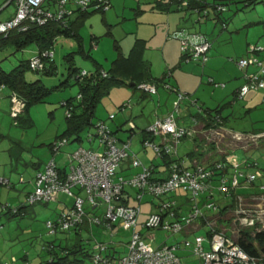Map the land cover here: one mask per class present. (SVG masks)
<instances>
[{
	"label": "rangeland",
	"instance_id": "374dc122",
	"mask_svg": "<svg viewBox=\"0 0 264 264\" xmlns=\"http://www.w3.org/2000/svg\"><path fill=\"white\" fill-rule=\"evenodd\" d=\"M152 1L154 0H113V6L105 12L92 11L83 19H79L78 29L76 30L83 38L85 51L90 56H86L78 51V40L75 37L61 35L57 38L53 48L56 73L43 74L41 71L26 70L25 74L28 81L39 78L46 86L56 87L44 102L37 103L31 107L30 116L34 121L32 126H29L26 120L21 121L18 125L14 124L11 113H8V108L5 110L7 106H5L4 112L0 111V178L9 179L13 184L11 188L0 184V262L3 261L4 263L6 260L10 264H25L22 256L27 254L28 261L31 264H42L43 262L44 264H51L49 262L52 260L53 255L45 249L44 245L46 243H53L57 251L61 250L60 246L70 250L82 247L87 250L97 240L115 245V248L122 255L126 252L127 245L132 238V230L128 231L116 228L113 232H110L104 231L102 225H94L91 231L83 228L80 233L72 229L70 231H58L56 234H50L46 222L56 218L58 212L64 208V202L67 204L72 203V199L68 196H62L60 202H50L48 204L37 202L27 206L23 210V213L17 215L12 214L9 210L21 204H27V193L33 190V185L30 182L33 181L36 174L34 164L42 163L44 165L51 159L52 153L48 149L49 144L66 131L69 120L66 114L67 107L63 105V102L67 99H72L73 103H77L76 98L80 87L74 78H70L64 85H60L68 77L70 66V62L65 58V55L73 53L74 58L72 60H74L75 66L83 70L91 72L99 68L100 70L109 71L114 59L118 55L115 47L116 41L120 44L122 53L124 47V54H128L137 36L135 30L137 26L144 28L149 35L151 33L150 29L153 30L155 24L160 25V27L163 25L162 22L159 23L154 19L156 12L152 9V3H150ZM208 1L210 4L215 2V0ZM225 1L223 2L225 3ZM6 2L7 0H0V10ZM138 3H140V6ZM45 7H50L52 11L56 12V0H47ZM225 7L226 10L222 13V17L227 18V25L225 27L215 20L216 15L213 10L210 19L203 20L202 22H196L198 20L197 15L190 14V17L185 21V26L189 28L181 27L185 29V32H189V29L193 31L201 30V32L208 35L214 44L212 48L213 55H217L220 58L217 69L208 66L204 77L198 83L192 79H188V81L181 79L182 86L190 88L192 85H196L193 90L187 92L193 100L197 99L198 103L197 105L190 106V112L194 113L192 115L199 112L208 113V111L216 114V109L219 108L224 117V126L233 130L235 134L261 133L264 131V101L259 106L247 108L241 99L236 100L235 104L232 103L234 111L230 116L229 114L232 107L230 102L234 101V97L230 93L231 87L240 82V75L243 73V69H240L236 62L237 59L242 56L248 57L252 55L251 50L254 45L261 46L264 49V0L251 5H245L243 2L226 3ZM139 8L143 9L141 13L143 16H141L142 24L140 25L137 22L141 19L138 18L137 14L140 12L138 11ZM14 10V3L9 4L0 12V20L7 19ZM180 13V11L174 10L165 14H172L178 20ZM76 16L74 15L71 21L76 19ZM194 26L195 28H193ZM131 38L133 39L129 44V39ZM174 38L176 37L168 39V41L177 39ZM145 40L146 55L149 54L148 57L153 59V63L150 59L147 60L152 65V75L154 76L157 73L158 76L155 77L161 78L164 67L157 63L155 58V54H159V50L156 48V45L160 43L159 35L153 39L149 38ZM36 51L37 45L35 43L28 44L23 50L18 51L14 47H8L0 52V64L5 70H11L22 60L30 59ZM171 52L176 59V63L180 62L181 51L179 45L172 47ZM260 58L264 59V50L261 52ZM188 63L191 62L185 61L183 65L187 66ZM177 70L178 67L174 69V72L178 73ZM209 78H213L215 83H224L226 87H216L213 83L209 82ZM171 85H173L172 81ZM163 87H160L159 92H162L161 94L164 98L166 93L164 88L167 89L168 87ZM179 91L181 93L186 92L184 88ZM170 92L174 95L173 100L170 99L172 101L171 107L174 109L175 102L178 100V94L175 91ZM3 93L8 94L7 90H4ZM133 93L134 97L131 99L130 97ZM142 93L140 89H135L124 83H114L111 85L109 90L103 93L98 102L92 123L85 125L82 131L67 135L69 145L62 148L58 157L56 156L57 159L61 160L67 157L68 153L73 152L80 146L97 148L98 140L91 139L92 141H90L88 139L90 136H94V125L101 120L105 121L107 126L114 131H117L118 125L125 122L123 129L117 131L116 134L119 138L130 140L129 131H126L129 128L128 121L126 120L133 119L137 125L136 131L138 134L131 139L132 151L138 154L145 166L151 165L154 163L153 161L156 162L154 151L152 149L146 151L143 149L139 131L144 127L148 128L157 120L156 110L160 116L162 114L165 115L167 112H164L163 109H158L155 95H147L145 98H141ZM129 100L132 107H127L126 111L133 112V116L135 117L126 119L128 112L121 111L120 107ZM165 100L166 98L162 102L163 107ZM187 106L186 103L182 106L180 123L197 125L191 115L184 113L189 112L186 109ZM110 115H116L117 117L111 120L109 118ZM78 137H80V140L77 139ZM183 143L188 148H191L189 140H183L180 148H182ZM180 153L186 154V150L183 152L180 149ZM230 153H234L237 156L236 158L240 160L248 158L258 163V166H253L252 168L253 171L260 172L255 184L240 187L238 191L242 196H252L260 193L264 186V141L260 142L259 147L250 146L249 150L238 148L234 151L230 150ZM220 156L221 154L215 153L213 158L220 159ZM163 174L165 172L156 173L157 176ZM116 175H118V171ZM214 193L216 202L222 204L220 192L214 189ZM198 197L201 199L202 194L200 193ZM153 199L152 196L145 195L141 203L142 212L139 216L138 230H141L143 233H147V231L140 224L144 223L151 213L154 206L152 203ZM242 199L240 201L241 199L238 197V206L242 202L243 207L256 208V205L260 202V199H255L254 197ZM225 201L231 202L232 198L228 197ZM131 202L134 201L132 200ZM105 208L103 206L98 213L101 219L104 218ZM185 209L188 211L189 206H186ZM85 210L92 213L90 206H85ZM223 224H227V222ZM231 224L232 228H238L236 222L233 221ZM226 228L229 229L228 227ZM206 231V228H202L198 234H205ZM153 232L156 238L147 239V241L155 248L164 242L171 244L185 239L183 234H172L164 229ZM227 233L233 235V237L237 236V232L231 234V231L227 230ZM192 238L193 236H190L191 240H193ZM88 239H90V243L87 242ZM13 256L16 257L17 262L12 261ZM183 263L200 264V261L194 255H188L184 256Z\"/></svg>",
	"mask_w": 264,
	"mask_h": 264
},
{
	"label": "built area",
	"instance_id": "2783aa9c",
	"mask_svg": "<svg viewBox=\"0 0 264 264\" xmlns=\"http://www.w3.org/2000/svg\"><path fill=\"white\" fill-rule=\"evenodd\" d=\"M46 1L7 0L4 7L14 3L15 11L10 18L0 20V35L7 36L13 29L26 31L32 25L42 26L50 21L67 23L68 17L72 16L77 9L94 8L106 11L111 7L110 0H56L57 7L56 12H54L50 7H45ZM215 9L224 12L226 7L224 4H217ZM194 12L197 14L198 19H206L211 16L212 9L194 8ZM173 36L181 40L182 49L187 54L199 58L203 63L209 59L211 44L205 35L199 32L178 31L174 32ZM263 50L261 46L254 45L251 50L252 55L237 60V64L241 69L253 65L258 68L256 72L246 73V83L239 90L240 97H244L251 90L264 89V59L260 58ZM53 55V51L49 49L43 50L41 53L37 52L29 61L30 68L35 71L44 70ZM81 75L85 76L86 71H82ZM222 86L224 87V84ZM139 87L148 92H156V87L153 84L141 83ZM183 95L179 94L178 98L182 97L183 99ZM178 104L179 100H177L176 106ZM127 107H132L130 100L124 103L121 109L125 110ZM24 108V99L13 94L11 97L12 117L18 118L24 112ZM110 118L113 119L114 115H111ZM214 120L218 124L215 126L216 130L207 135L210 141H213V144L217 146L219 152H221L220 142L230 135L235 140L245 143L264 137L261 135L229 133L222 125L223 122L219 115ZM130 125L134 127L132 121ZM148 130L154 135L169 136L163 141L166 143L165 148L168 153L176 151L179 139L195 136L194 131L177 124L174 113L165 118H157ZM96 138L98 140L97 148L80 146L68 155L69 169L65 166L59 167L55 158L59 149L67 144L68 139L56 140L53 145L54 156L46 163L44 169L37 172L33 182L34 190L28 195L27 202L46 201L55 198L59 193L75 197L73 208L63 211L56 221L50 220L47 222L50 233H55L58 230L65 231L86 221L88 216L85 205L91 206L93 210L103 205L106 206L104 219L89 217L90 222L98 224L103 222L104 231H113V227L117 222L120 229L133 230L131 241L123 255H119L120 253L108 255L109 246L105 242L96 240L95 244L92 245L94 252L84 264H182L181 258L177 254V245L166 244L163 247L154 248L146 240V237L155 239L154 234L147 233L143 236L140 232L134 230L138 224L137 215L140 207L125 205L121 201L122 198H127V194H124V188L126 186L136 188L139 200L146 192L155 197H165L177 190L188 192L191 211L185 218L180 219L177 216L175 212L176 200L165 199L160 203L158 212L152 214L148 221L144 223V227L149 230L162 228L171 233H180L192 226L196 218L202 215L201 211H203L205 205L208 208H217L214 203L203 204L201 207L197 196L212 188L208 183V179L215 176L217 171L223 170L226 164L231 163L229 157H225L226 163L218 160L212 164V167L197 164L194 167L182 168L181 163H173L169 166L168 175L158 181H151L149 177L152 170L147 169L137 154L132 151L131 139L133 137L130 140L120 141L115 134L111 133L105 122H99L96 125ZM142 143L144 147L153 149L158 158L162 156V148L157 143L149 139H145ZM129 158L134 166L142 167V170L131 179L115 178L120 163ZM240 174L233 173L229 176L224 173L220 178L217 189L228 196L233 189L239 188ZM258 175H260L259 171L248 173L247 179L251 182ZM0 183L6 184L7 180L1 178ZM74 189H78L79 193H76ZM242 198L244 197H239L240 201L243 200ZM257 199H260V202L256 205V208L243 207L242 202H240L234 222L238 223L239 226H254L259 223L264 228V197L260 196ZM238 231V228L232 230V234ZM234 238L233 235L229 236L224 231L213 230L210 237L201 234L195 235L193 240H184V244L203 260V264H264L261 259L251 258L245 253ZM206 243L209 244V248H205ZM13 261H15V258ZM4 264L10 263L6 262Z\"/></svg>",
	"mask_w": 264,
	"mask_h": 264
},
{
	"label": "trees",
	"instance_id": "16d2710c",
	"mask_svg": "<svg viewBox=\"0 0 264 264\" xmlns=\"http://www.w3.org/2000/svg\"><path fill=\"white\" fill-rule=\"evenodd\" d=\"M223 1L224 0H215V2L213 4H210L208 0H154L157 8H159L160 10H163V11H170V12L174 11V10L180 11V12L181 11H189L190 14H196L194 12V8L212 9L215 12L214 14L216 15L215 20L220 22L224 27L227 25V18L222 17L223 12L217 11L215 9V6L217 4L218 5L224 4L225 5L226 3L243 2L245 5H251V4H255L256 2L261 1V0H226L225 3ZM110 3H111V0H110ZM92 11H103V10H97L94 8H90L87 10L77 9L74 11V14L72 16L68 17L67 23H62L60 21H50L47 24L42 25V26L32 25L26 31H18L17 29H13L12 31L9 32V34L7 36L0 35V52L5 50L8 47H14L16 49V51L23 50L28 44H31V43H35L37 45V49H38L37 52H39V53H41V51L46 50V49L53 51L54 43L56 42L57 38L61 35H64V36H68V37H75L78 40V46H79L78 51H80L82 54H85L86 56H90L85 51L86 49L84 48L83 38L81 37V35L79 33H77L78 31L76 32V30L78 29L77 26H78L79 19H81V18L83 19L84 17L89 15ZM103 12H105V11H103ZM74 15H77L76 19H73V21H71L72 17ZM210 17H207L206 19L205 18L204 19H198L197 18L198 20L196 22H198V21L202 22L203 20H208V19H210ZM178 31H185V29L179 28V29H177L176 32H178ZM198 32L199 31H197V33ZM199 33H201V32H199ZM201 34H203V32ZM203 35L206 36V38L210 41V44H211L210 51H209V59H210V57H211L210 54H211V50L213 47V42L211 41V39L206 34H203ZM178 40L181 43V40L180 39H178ZM145 45H146L145 40L140 39V38L136 39V41H135L133 47L131 48L129 54L126 56L122 53L120 44L116 41L115 47L118 51V55L114 59L111 69L109 71H104L102 69L100 70L99 68H97L95 71H91V72L85 70L86 71L85 76L81 75L82 71H84V70L81 69L80 67L75 66L74 60H72L74 58L73 53H68L65 55V58H67V60L70 62V66H69V71H68V77L66 78V80L61 82L60 85H64L66 82L69 81L70 78H74L76 83L79 84L80 90H79L78 96L76 98L77 99L76 104L73 103L72 99H67L66 101L63 102V105H65L67 107L66 114H67V118L69 120V124H68L66 131L64 133H62L61 135H59L55 139V141L62 139V138L68 139V137H67L68 134H71V133L77 132V131H82L83 127L85 125L92 123L93 116L95 113V108H96L98 102L100 101L103 93L107 92L109 90V87L111 85H113L114 83H124V84H127L129 86H132L135 89H137V88L140 89L144 94H156L158 92L159 86L168 87L167 89L169 91H175L178 95L184 94L183 95L184 98L183 99H182V97L180 99L178 98L179 104L176 106V102H175L174 109H172L171 112L167 116H169L171 113H174L177 124L181 127H185V128H188L189 130L194 131L195 136H193L192 138L183 137V138L179 139V141L177 142V146L183 140H186V139L196 140V139L200 138L203 146L206 147L205 149H204V147H202V149H201L200 147L197 148L199 146V144L196 145V148H195L196 150L194 149L193 151H191L190 153L187 154V156L190 157V161H193L192 164H191V162H189V164H188V162L184 158H181L179 156L178 147H176V151H174V152H169V153L166 152V148H165L166 143H164L163 141H165V139L169 138V136L154 135V134L149 132V130H148L149 127L143 128L142 130L139 131V135H141V137H142L141 141H144L145 139H149L150 141L157 143V145L161 146V148H162V151H161L162 156L160 158H158L156 153L154 152L156 162L153 161L154 163H152L149 166H145L143 164L142 160L137 155L138 158L141 160L142 164L147 169L152 170V174L149 177L151 181H158L160 179H163L166 175H168L169 166L173 163H181L183 166L182 168L194 167L197 164L212 167L213 166L212 164L215 161L209 165H206L200 161V156H202L205 151H208L211 148L212 149L215 148V150H216V151L214 150L215 152H217L218 154H222L219 161L226 163L225 157L230 156L229 155L230 150L234 151L235 149H238V147L246 150V149L250 148V146L251 147L252 146L259 147L260 146V142L264 141V137H259L258 139L254 140V141L250 140V141H248V143H245L242 141L235 140L234 137H232L230 135L226 139L225 138L222 139V141L220 142V147H221L220 151L221 152H219L217 146L215 144H213V141H210L209 136L207 135L208 133H211L212 131L216 130L215 126H217L218 124H216L214 118L217 115H219L221 117V120L223 122L224 117L220 114L219 108L216 109L217 110L216 114H212L211 111H208V113L207 112L206 113H201V112L197 113L196 118L193 117L195 119L197 125H186V124L180 123L179 120H180L182 106L185 103L189 104V105H197L198 104L197 99L193 100L189 93H187V92L181 93L177 89L176 86L171 85L169 78L172 76V72H171L172 70H167L161 78H158V79L151 78L150 66L145 61V59L143 57V51L145 49ZM180 50H181V60L179 62V65L185 61L191 62L194 60L199 61V63H203L199 58H195V57L191 56L190 54H187L182 49V43L180 45ZM36 53L34 55H36ZM30 59L22 60L18 65L13 67L11 70H5L0 64V92L2 90H7L8 97L10 100V105H11V97L13 94L20 96L25 101L24 112L22 114H20L18 118L12 117L13 123L16 125H18L21 121L26 120L28 122V125L32 126L34 121H33L32 117L30 116L31 107L37 103L44 102L46 100L47 96L50 95L52 93V91L56 88V87L46 86L43 83V81L39 78L36 80H33V81H28L26 79V74H25L26 70L27 69L32 70L29 66ZM243 70H244V68H243ZM33 71H35V70H33ZM41 73H43V74H54V73H56V65L54 63L53 57L51 58V60H49L47 62L46 66L44 67V70H42ZM245 75H246V73H245ZM209 82L213 83L216 87H223L222 84L215 83L213 78H209ZM141 83H147V84L155 85L156 92L152 93V92L145 91L144 89H141L139 87ZM240 88H239V90H240ZM239 90H237V93H236L238 97H240L239 96ZM240 98H242V97H240ZM121 107H120L121 111L126 110V109L122 110ZM199 108L201 110L200 106H199ZM9 112L11 113V109L9 110ZM110 116H109V118H110ZM158 118H161V117H158ZM114 119H116V115H114V118L111 120H114ZM131 121L134 123V127H132L130 125ZM99 122H105V121L101 120V121H98L95 123V125H94L95 126V134H94V136H90V138L88 140L92 141L94 139H97L96 138V125ZM123 124L124 123L118 125L117 131H120L123 129ZM222 125L224 126V122L222 123ZM128 126H129V128L126 129V131H129L130 138H132L136 134H138V132L136 131L137 125L132 119L128 120ZM110 130H111V133L115 134L120 141H126V140L118 137V135L116 134L117 131H114L111 128H110ZM219 130L224 131L223 129H219ZM133 134H134V136H133ZM92 137H94V138H92ZM77 139L80 140V137H78ZM54 142L49 144V151H50V153H52V157L54 156L53 155L54 154L53 153ZM67 145H69V139H68L67 144L64 145L63 147H65ZM63 147H61L59 149V152L55 155V158L57 160L59 167L65 166L67 169H69L68 155L70 153H68L67 157L62 158L61 160L57 159V157L60 154ZM125 161H129L131 166L133 168H137L138 171L135 174L130 175V176H124L120 173H118V175H116L118 168ZM246 161H248V163L252 167L258 166V163L253 159L247 158ZM46 163L44 165H42L41 168H38L37 172L44 169ZM37 164L38 163H35L34 166L36 167ZM120 165L118 166V168L116 170L115 178L123 177L125 179H131L142 170L141 169L142 167L134 166L132 163V160L130 158L122 161L120 163ZM228 166L229 165L226 164V166L224 167V170L217 171L215 176L208 179V183L212 186L213 189L211 188L207 192L201 193L203 196L202 200L199 199V197H198L199 195L197 196V198L199 200V204L201 205V207L203 206V204H207V203H214V205L217 207L214 209V208H208L205 205L203 207V211H201L202 215L199 216L198 218H196V220L193 222V224H195L201 220V221H203V223H207L209 228L207 229L205 234H201V235H206L207 237H210L213 230L224 231L226 233H227V230H230L231 234H232V230L237 229V228L236 229L232 228L231 223L234 221V218L237 216L238 197H240L241 194L233 195L234 193L231 192L227 196L226 194H224V192H221L219 189H217L219 184H220L221 176L225 173V170H227V168L230 167V166L229 167ZM160 168H164V170L162 171V169H160ZM37 172H36V174H37ZM164 172H165V174H163V175H158V176L156 175V173H164ZM255 172H257V171H254L253 173H255ZM247 174H246L245 184L246 185H249V184L254 185L258 176L256 177L255 180L249 182L247 179ZM229 176H231V175H229ZM35 177H36V175H35ZM35 177H34V179H35ZM2 179L7 180V183L6 184L0 183L1 185H7L10 188L13 187V184L9 179H6V178H2ZM34 179H33V182H34ZM21 180L23 181L22 178H21ZM213 180H218L219 183H217L216 186H213L211 184L213 182ZM31 184L33 185V190H34V184L33 183H31ZM129 187L130 186H126L124 188V190H125L124 194L125 193L127 194V198H122L121 201L125 205H129V206H135L136 205V206L140 207V211L137 215L138 224L134 228V230L137 232H140L143 236L147 235V233H150L152 231V234H154V236L156 238V235L153 231L161 230L162 228H155L154 230H149L148 228L144 227V223L148 221V219L151 217L152 214L158 212L160 203L162 201H165V199L169 200V199H174V198L170 197L169 194L165 197H155V196L151 195L150 193L146 192L143 194L142 199L139 200L137 198L138 190H136V188L132 187L133 189H135L136 194L134 196L132 195V197H133L132 200L134 202H131L132 201V200L130 201L131 194L127 191V188H129ZM240 187H241V182H240L239 188ZM214 189H217L220 192L219 193L221 195L220 200L223 201L222 204H218L216 202ZM74 190L76 193H79L78 189H74ZM32 191L27 193V197ZM64 195L70 197L72 199V203L67 204L64 202L65 206L63 209H61L58 212V215L56 216V218L50 219L51 221H56L63 211H67V210L73 208V205L75 202L74 196H69L68 194H65V193H59L53 199H49L46 201L39 200V201H36L34 203L27 202V204H21L19 206H15L13 209L10 208L9 211L14 215L21 214V213H23V210L29 205H33L37 202L46 203V204H48L50 202H60L61 197ZM82 195L84 196V194H82ZM145 195H150L154 198L152 200V203L154 206H153L151 213L149 214L146 221L144 223L140 224L142 228L146 229L147 233H143L141 230H138L139 216L142 212L141 203H142ZM231 196H233L231 202L225 201L226 198L231 197ZM260 196L264 197V186L262 187L261 192L259 194H255L252 196L247 195V196H244V199L249 198V197H254V198L258 197L259 198ZM189 199H190V196H189ZM85 206H89V205H85ZM103 206H101L100 208H98L96 210H93L92 207L90 206L92 213L86 212L88 219L86 221H84L83 223L77 224V225L73 226L72 228H69L68 230H65V231H70L72 229H75L78 233H80L83 228H86L88 231L89 230L91 231V229L94 225H102L103 230H104L103 222L101 224H98L96 222H90L89 221V217L90 218L99 217L101 219L100 214H98V213ZM190 209H191V207H190ZM190 209H189L188 213L186 214V216L190 213V211H191ZM105 211H106V208H105ZM175 212L177 213V216L182 217L179 215V207H178L177 201H176V205H175ZM104 214H105V212H104ZM185 217H183V218H185ZM50 220H48V221H50ZM47 222H46V226H47ZM224 222H227V224H223ZM236 224L238 225V223H236ZM226 227H228L229 229H227ZM116 228H119L118 222L115 223V227H113V231ZM121 229H124V228H121ZM238 229H239V231L237 232V236L234 238L236 243L251 258L261 259L262 261H264V228L261 227V225L259 223H257L254 226H239L238 225ZM124 230H126V229H124ZM58 231H61V230H58ZM113 231H111V232H113ZM128 231H131V230H128ZM132 231H131V234H132ZM48 232H49V229H48ZM57 232H55V233L49 232V233L50 234H56ZM172 234H174V233H172ZM195 235H200V234H195ZM227 235H229V234L227 233ZM147 239H149V238L146 237V240ZM87 242L90 243V239H88ZM106 244L109 246V249H110L107 252L108 255L111 256L115 253L119 254V251L115 248V245H113V244L110 245L108 243H106ZM166 244H169V243L164 242V243L160 244L159 246H157L156 248L163 247ZM44 246H45V249H47L53 255L52 260L49 262L51 264H78V263L84 264L85 262H87L89 260V258L91 257V255L94 252L93 246L87 250H85L83 247L80 249L70 250L68 248H63L62 246H60L61 250H58V251L56 249V246L53 243H46ZM187 248H189V247H187ZM205 248H209L208 243L205 244ZM190 251L194 254V252L192 251L191 248H190ZM119 255H122V254H119ZM194 255L197 256L196 254H194ZM14 258H15V261H13ZM180 258H181V256H180ZM198 258L201 259L200 257H198ZM22 260H24L25 264H31L28 261L29 259H28L27 254L22 256ZM12 261L13 262L17 261L15 256L12 257ZM181 262H182V264H184L182 258H181ZM4 263H6V262H4ZM4 263L2 262V264H4ZM42 264H44V262ZM202 264H203V260H202Z\"/></svg>",
	"mask_w": 264,
	"mask_h": 264
},
{
	"label": "crops",
	"instance_id": "0c3cea01",
	"mask_svg": "<svg viewBox=\"0 0 264 264\" xmlns=\"http://www.w3.org/2000/svg\"><path fill=\"white\" fill-rule=\"evenodd\" d=\"M112 1L113 0H111V7L113 6L112 5L113 4ZM150 3H152V9H154L155 10L154 12H156L154 14V19L156 21H158L159 23L162 22L163 25L160 27V25H156L155 24L153 30L150 29L151 33L149 35L147 34L146 30H144V28H141L140 26H137V28L135 29L136 30V34H137V36H140V37H143V38H140V37L136 36V39H138V38L143 39V40L149 39V38L153 39L155 36L159 35V42L160 43H158L156 45V48H158V50H159L158 51L159 54H155V58H156V62L159 63L160 65H163V67H164L163 72H162V76L167 70H172L171 71L172 72V76L169 78L170 82L172 81L173 85L174 84L177 85L176 87L178 88V90L184 88V90H186V92L191 91V90H193L195 88L196 85H192V87H190V88H185V87L182 86L181 79H184L185 81H188V79H192V80H194L195 82L198 83V81H200L204 77L208 66L209 67H213L214 69L215 68L217 69V64L220 63V58H218L217 55H213L212 50H211V54H210L211 57L205 63H199V61H195V60L191 61V63H188L187 66H184L183 63H181L180 65H179V62L176 63V59H175L173 53L171 52V48L174 47L175 45H179V48H180L181 43L176 38H174L176 40H172L170 42L168 41V39L173 38V34H174V32L177 31V29H179L181 27H187V26H185V21L190 17V12L189 11H181V13L179 14V18L177 20V18L175 16H172V14H165V13H169L170 11L160 10L159 8H157L156 3L154 1H152ZM138 5L140 6V3H138ZM14 11L7 17V19L10 18L13 15ZM138 11H140L139 13H137L138 14V18H141V19H140V21L138 20L137 22H138V25H140V24H142L141 20H142L143 16L141 15V13L143 12V9L139 8ZM187 28H189V27H187ZM193 28H195V26ZM188 31L194 33V32H197L198 30L193 31V30L189 29ZM199 32H201V30H199ZM203 34H205V33H203ZM132 39L133 38L129 39V44L131 43ZM136 39H135V41H136ZM135 41H134V43H135ZM145 42H146V40H145ZM134 43H133V45H134ZM133 45H132V47H133ZM213 46H214V44H213ZM146 49L147 48H146V45H145V49L143 51V57H144L145 61L150 66L151 78L158 79V77H155V76H158L157 73H155L154 76L152 75V69H151L152 65H151V63L149 61H147L150 58L148 57L149 54L146 55V52H147ZM124 53H125V51H124V47H123V54ZM128 54H124V55L127 56ZM242 57H244V56H242ZM150 60L153 63V59H150ZM180 60H181V56H180ZM177 67H178L177 71H178L179 74L177 72H174V69L177 68ZM257 70H258V68L255 67V66H249L247 68H244L243 73H241V75H240V82L236 83L235 85H233L231 87L230 93H232V95L234 97V101L230 102L231 105H232V103L235 104L237 102L236 100L241 99V101L245 103V105H244L245 107L253 108V107L259 106L260 103L264 101V99H263V97H264V89L263 90H252V91L248 92L242 98L238 97L237 94H236L237 90H239V88L246 82L245 73H252V72H255ZM174 74H176V76H174ZM159 76H161V75H159ZM173 78H174V80H172ZM176 82H178V83H176ZM160 87H163V86H159L158 87V92L156 94H144V93H142L140 97L141 98H145L147 95H155L156 101L158 103V106H157L158 109H163L164 112H167L165 115H163L161 113L162 115L160 116L158 111L156 110V117H159V116L160 117H165L172 110V107H171V104H172L171 102L172 101L170 99H172L174 95L172 94V92H170L169 90H167L166 88L163 87L164 91L166 92L165 96H164V98H166V100H165V104H164V107H163L162 102H163L164 98H163V96L161 94L162 92H159L160 91ZM224 87H226V85ZM3 91L4 90H2L0 92V94H1L0 95V111L4 112V108H5V106H7L5 110H7V108H8V113H9L10 100H9V97H8L7 93H3L2 94ZM133 97H134V93L132 94V96L130 98L132 99ZM186 105H188L186 107V109L189 110V112H184V113H186L188 115H191L192 117L196 118V114L192 115L194 113L190 112V108H191L190 106L191 105H189V104H186ZM233 106L234 105H232V107H231V112H230L229 116L234 111L233 110ZM126 110H125V112H128ZM220 114H221V112H220ZM133 115H134L133 112H128V114L126 115V119L127 118H132V117L134 118L135 116H133ZM126 121H128V120H126ZM124 124H125V122H124ZM225 129L227 131H229V133H235L233 130L228 129L227 127H225ZM245 134L247 135L248 133H245ZM252 134H254V135L261 134V136H264V131L261 132V133L255 132V133H251V134H248V135H252ZM140 140H142L141 135H140ZM186 140L190 141L191 148H188L187 145H185L184 143H183L182 148H180V144L182 142L181 141L178 144V146H177L178 147V153H179V156L181 158H184L187 162H191V164H192L193 161H190V157H188L187 154L190 153L191 151H193L196 148V145H198V144H199V146L197 148L200 147L202 149V147H204V146H203L202 141L200 140V138L196 139V140H194V139H186ZM141 143H142V141H141ZM142 145H143V143H142ZM205 148L206 147H204V149ZM143 149L146 151V150L151 149V148H145L143 146ZM180 149L183 150V152H185V150H186V154L180 153ZM214 150H215V148L214 149L211 148L208 151L204 150L205 151L204 154L202 156H200V161L202 163L206 164V165L212 164L214 161H218L219 159L213 158L214 154L217 153V152H215L216 150L215 151ZM246 150H249V148L246 149ZM229 155L230 156H228V157H229L231 163L229 164L230 167L228 166L229 168H227V170H225V174L232 175L233 173H241L239 175V181L241 182V187H243V186L246 185L245 184L246 174L249 173V172L253 173L254 172L252 170L253 167L250 166L248 161H246L244 159L240 160V159L236 158L237 156L234 153H231ZM221 156H222V154H221ZM42 165H43L42 163H38L37 164L36 172H37L38 168L42 167ZM160 169H162V171L164 170V168H160ZM137 171H138V169L137 168H133L129 161L123 162L120 165V167L118 168V173H120V174H122L124 176L133 175ZM30 183H33V181H31ZM217 183H219L218 180H213V182L211 184L213 186H216ZM238 190H239V188L233 189L232 190V193H234L233 195L241 194ZM127 191L131 194V199H130V201H131L133 199L132 195L134 196L136 194V191L132 187L127 188ZM257 194H259V193H257ZM169 196L173 197L177 201V204H178V207H179V215L182 216V217H179V218L182 219L183 217L186 216V214L189 211V210L186 211L185 207L189 206V209L191 207V205H190L191 202L189 200L188 192H185L183 190H177V191H174V192L170 193ZM232 197L233 196H231V198ZM242 197H244V196H242ZM202 198H203V196L201 197V200H202ZM202 228H206V230H207L209 227H208L207 223H203V221L200 220L197 223L193 224V226L186 228L183 232L174 233V234H183L184 238H185L184 240H186V239H190V236H193V238H194V235L198 234L199 230H201ZM184 240L176 241L175 243H171V244H176L178 246L177 253L181 256L182 260H184V256L186 257L188 255H194L190 251V249L185 246ZM195 258L199 259L197 256H195ZM199 261H200V264H202V260L199 259ZM2 262L3 261H1L0 264H2ZM5 262H8V261L5 260ZM78 264H83V263H78Z\"/></svg>",
	"mask_w": 264,
	"mask_h": 264
},
{
	"label": "clouds",
	"instance_id": "9594fccd",
	"mask_svg": "<svg viewBox=\"0 0 264 264\" xmlns=\"http://www.w3.org/2000/svg\"><path fill=\"white\" fill-rule=\"evenodd\" d=\"M10 4H11V3H10ZM8 5H9V4H8ZM8 5H7V6H8ZM4 6H5V5H4ZM4 6H3V8L0 10V12H1V11H2L4 8H6V7H7V6H6V7H4Z\"/></svg>",
	"mask_w": 264,
	"mask_h": 264
},
{
	"label": "water",
	"instance_id": "95a60500",
	"mask_svg": "<svg viewBox=\"0 0 264 264\" xmlns=\"http://www.w3.org/2000/svg\"><path fill=\"white\" fill-rule=\"evenodd\" d=\"M134 84V83H133Z\"/></svg>",
	"mask_w": 264,
	"mask_h": 264
}]
</instances>
